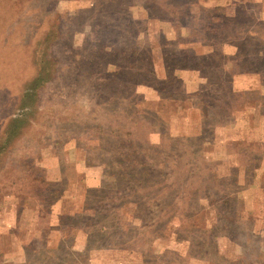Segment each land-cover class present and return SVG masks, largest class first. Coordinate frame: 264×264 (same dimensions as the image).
Wrapping results in <instances>:
<instances>
[{
  "label": "rangeland",
  "instance_id": "374dc122",
  "mask_svg": "<svg viewBox=\"0 0 264 264\" xmlns=\"http://www.w3.org/2000/svg\"><path fill=\"white\" fill-rule=\"evenodd\" d=\"M0 264H264V0H0Z\"/></svg>",
  "mask_w": 264,
  "mask_h": 264
},
{
  "label": "trees",
  "instance_id": "16d2710c",
  "mask_svg": "<svg viewBox=\"0 0 264 264\" xmlns=\"http://www.w3.org/2000/svg\"><path fill=\"white\" fill-rule=\"evenodd\" d=\"M42 74L43 73L37 75V77L34 78L25 88L21 100L22 102L19 107V113L10 120V126L8 125L9 128H11L10 130H12V133L18 134L19 130L25 125L26 118L31 113L30 109L34 107L33 103L37 100L39 89L43 86L44 83L49 81L46 77L47 75L44 76Z\"/></svg>",
  "mask_w": 264,
  "mask_h": 264
}]
</instances>
